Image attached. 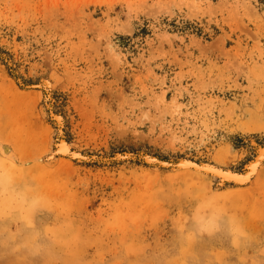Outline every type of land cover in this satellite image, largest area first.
Returning a JSON list of instances; mask_svg holds the SVG:
<instances>
[{
  "label": "rangeland",
  "instance_id": "1",
  "mask_svg": "<svg viewBox=\"0 0 264 264\" xmlns=\"http://www.w3.org/2000/svg\"><path fill=\"white\" fill-rule=\"evenodd\" d=\"M263 145L264 0H0V264H264V162L162 165Z\"/></svg>",
  "mask_w": 264,
  "mask_h": 264
},
{
  "label": "bare ground",
  "instance_id": "2",
  "mask_svg": "<svg viewBox=\"0 0 264 264\" xmlns=\"http://www.w3.org/2000/svg\"><path fill=\"white\" fill-rule=\"evenodd\" d=\"M57 148H58V152L61 154H66L68 152V147H67L65 141H62V140L59 141ZM262 153H264V145H263V147H261L258 150V153H257L255 160L250 163L248 168L243 173H234V172L225 171V170L219 169L217 167H213V166L202 165V164H199V165L202 166L201 168H205L206 170L213 169L214 171L217 172V174L223 173L224 179H220L222 182H224L225 180L226 181L233 180L236 182V184L241 185V184H245L248 181H250L252 176L254 174H256V172L258 171V167L261 164L260 156ZM180 162L182 165H185L187 167H188V165H186V164L192 165V163H195V162H192L189 160H180ZM186 169H191V168H186ZM191 170H193V169H191ZM194 171H197V170H194ZM197 172H199V171H197Z\"/></svg>",
  "mask_w": 264,
  "mask_h": 264
},
{
  "label": "water",
  "instance_id": "3",
  "mask_svg": "<svg viewBox=\"0 0 264 264\" xmlns=\"http://www.w3.org/2000/svg\"><path fill=\"white\" fill-rule=\"evenodd\" d=\"M151 162H152V161H151ZM153 162H154V161H153ZM162 165H163L164 167H170V168H176V169L191 168V169H193V170H197V171H199V172H201V173L208 174V175H210V176H214V177H216V178H218V179H224V176H222L221 174H217V172L214 171L213 169L206 170L205 168H201L202 166H200V165L197 164V163H192V165L186 164V165H188V167L185 166V165H182L180 161H178V162H176V163H173V164H170V165H167V164H165V163H162ZM212 170H213V171H212ZM224 182L232 183V184H236V182L233 181V180H229V181H226V180H225ZM236 185H237V184H236Z\"/></svg>",
  "mask_w": 264,
  "mask_h": 264
},
{
  "label": "snow or ice",
  "instance_id": "4",
  "mask_svg": "<svg viewBox=\"0 0 264 264\" xmlns=\"http://www.w3.org/2000/svg\"><path fill=\"white\" fill-rule=\"evenodd\" d=\"M6 150H10V149H6ZM260 160L261 162H264V153L261 154ZM221 175L223 176V173H221Z\"/></svg>",
  "mask_w": 264,
  "mask_h": 264
},
{
  "label": "crops",
  "instance_id": "5",
  "mask_svg": "<svg viewBox=\"0 0 264 264\" xmlns=\"http://www.w3.org/2000/svg\"><path fill=\"white\" fill-rule=\"evenodd\" d=\"M2 200H3V198H2Z\"/></svg>",
  "mask_w": 264,
  "mask_h": 264
}]
</instances>
